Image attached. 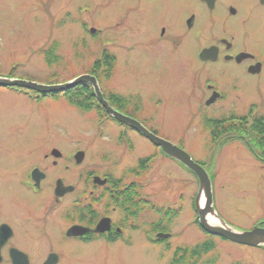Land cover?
I'll list each match as a JSON object with an SVG mask.
<instances>
[{
	"label": "flooded vegetation",
	"instance_id": "af4514ba",
	"mask_svg": "<svg viewBox=\"0 0 264 264\" xmlns=\"http://www.w3.org/2000/svg\"><path fill=\"white\" fill-rule=\"evenodd\" d=\"M53 1L32 0L33 11L47 18ZM63 6L61 20L95 10L84 5L73 13ZM96 7L105 8L108 25L98 30L94 22L83 23L84 31L93 39L108 31L123 35L112 37L106 47L101 48L98 42L92 46V63L102 55L110 63L114 59V70L106 74L104 83L112 80L118 66L113 50L121 49L130 57L136 51L142 57L144 53L167 56V63L159 57L154 60L185 75L192 121L201 118L202 132L210 135L221 151L243 147L264 168V0H100ZM112 7L122 8L114 19L109 18ZM65 23L61 21V25ZM44 49L39 52L43 57L48 54ZM96 73L90 75L100 84ZM3 78L28 80L11 73ZM102 92L115 111L184 151L183 141L176 143L158 134L151 119L156 110L150 102L145 105L144 98L130 91L123 96L108 89ZM21 99L37 106L63 105V99L70 102L66 98ZM90 112L98 115L100 122L112 125L108 129L118 131L115 137L108 135L107 142H98L94 154L80 147L78 133L63 131L58 116L42 120V129L31 133L27 142L14 148L1 146L5 158L0 160V264H86L89 253L101 260L119 258L143 241L171 249L169 243L176 237L171 228L182 211L168 197L160 200L157 191L150 196L142 181L155 165L160 167L161 159L166 164L172 159L144 137L155 153L131 158L135 164L129 161V168H119L127 163L132 135L143 136L118 123L99 101ZM138 119L153 127L149 129ZM21 129H16V135ZM64 140L72 146L67 154L62 149ZM100 145L105 148L103 154ZM208 245L176 246L169 264H198L214 245L202 256L191 252ZM82 251L87 253L78 254Z\"/></svg>",
	"mask_w": 264,
	"mask_h": 264
},
{
	"label": "rangeland",
	"instance_id": "374dc122",
	"mask_svg": "<svg viewBox=\"0 0 264 264\" xmlns=\"http://www.w3.org/2000/svg\"><path fill=\"white\" fill-rule=\"evenodd\" d=\"M136 1L132 0V3ZM99 2L100 0H55L51 10H47L46 18L45 14L33 11L32 0H0V76L11 73L14 77L25 78L30 82L57 85L87 74L95 55L92 47L94 43L98 42L103 48L111 43L112 37L123 38L118 31H108L101 33L100 38L93 39L91 34L84 31L83 23H95L94 26L98 30H105L104 26L108 25L105 8L96 7ZM62 5V8H68V11L73 13L84 5H91L95 10L82 12L80 18L74 13L75 17L72 19L61 20ZM121 9L112 7L111 13L107 11V14L110 13L109 18L114 19L117 14L120 15ZM162 9L159 8L161 19L164 17ZM61 21L67 23L61 25ZM41 48H45L48 54L55 52L54 65L49 64L48 60L39 54ZM113 51L119 59L118 66L112 80L107 84L101 83L102 89L114 91L117 95L131 92L137 94L138 98H144L145 105L150 102L156 110L153 111L151 119L158 134L176 143L183 141L184 152L211 177L213 206L217 214L235 230L251 231L258 222L264 220V168L243 147L232 146L221 151L211 136L202 132L198 124L201 118L192 121V105L187 98L189 87L185 75L177 68L166 65L164 67L161 62L154 60L159 57L167 63V56H156L160 53H144L142 57L136 51L133 52V57H130L121 49ZM134 55L139 59L134 58ZM21 98L32 97L0 88V148L3 144L8 146L7 148H14L15 144L27 142L26 138H29L31 133L42 129V120L56 116L60 118L63 131L78 133L80 147L90 150L92 154L98 142H107L108 135L115 137L118 133L116 129H108L112 125L100 122L94 112L78 109L67 100L63 99V105L53 106L46 103L37 106L30 100ZM138 120L144 122L143 119ZM146 126L149 129L153 127L148 124ZM18 127L22 129L21 133L16 135ZM41 132L44 130L37 133ZM132 137L131 142L134 143L128 145L127 163L123 162L119 168H129V161H132V164L135 162L131 158L142 159L155 153V147L147 139L136 135ZM63 143L62 149L67 154L72 146L66 140ZM104 150L100 145L101 154ZM4 158V154H0V160ZM170 162L166 164L161 159L158 162L160 167L155 165L152 173L144 176L142 182L150 196L157 191L160 200L168 197V201L176 202L182 211L180 218L176 219L171 228L176 234L169 243L171 249L168 251L166 245H152L143 241V245L137 244L129 248L127 255L124 253L119 258L112 256L101 260L89 253L86 264H169L176 246H194L204 242L213 244L214 250L208 255H203L198 264H264L262 249L207 236L201 230L194 209L198 182L185 168L178 167L179 163L173 160ZM163 174L170 178L163 177ZM160 177L163 179L160 180ZM181 195H184L183 200L180 199ZM85 253L87 251L78 254ZM102 253L106 254L105 250Z\"/></svg>",
	"mask_w": 264,
	"mask_h": 264
},
{
	"label": "water",
	"instance_id": "95a60500",
	"mask_svg": "<svg viewBox=\"0 0 264 264\" xmlns=\"http://www.w3.org/2000/svg\"><path fill=\"white\" fill-rule=\"evenodd\" d=\"M84 84L92 86L95 96L109 115L113 116V118L118 122L125 124L137 131L155 146L160 147L166 156L178 162L196 176L199 182V188L195 198V208L199 217V225L205 232L213 236L221 237L238 245L252 248H264V228L260 227V225H257L251 231L241 232L235 230L225 221H223L213 206L212 182L206 170L203 169V167H201L199 164L195 163L189 154L179 149L177 146L152 134L140 122L111 108L104 99L99 83L95 77L90 75H82L74 80L58 85H40L23 80L0 78V87L28 89L41 95H56L60 93H66ZM82 155L83 154L81 153L79 157H82ZM58 192L59 187L57 189V193Z\"/></svg>",
	"mask_w": 264,
	"mask_h": 264
},
{
	"label": "trees",
	"instance_id": "16d2710c",
	"mask_svg": "<svg viewBox=\"0 0 264 264\" xmlns=\"http://www.w3.org/2000/svg\"><path fill=\"white\" fill-rule=\"evenodd\" d=\"M54 51L50 52L49 54H47L45 56V58L48 60L47 62L51 65L55 64V61L53 60V55H54ZM102 55L101 60H96V62L92 63V65L90 66L89 71L87 72L88 74H94L95 72H97V77L100 80V84L102 82H104V78H106V74H109L111 72H113L114 70V59L111 58V63L109 62V58ZM20 93H25L28 92L24 89H18L17 90ZM31 94L37 96L39 94L31 91ZM60 96L67 98L74 106H76L78 109H81L83 111L86 112H90L91 110L94 109L95 106H97V98L94 94V90L90 85L84 84V85H80L70 91H68L67 93L61 94ZM47 97H52L51 95L48 96H39L37 98H47ZM55 97H59V96H54ZM261 224V226H264V220L259 222ZM198 224V221H197ZM200 246V245H199ZM213 245L210 244L205 248H201V247H197L195 250H193L191 253V255L193 256H202V254H206L209 251L212 250Z\"/></svg>",
	"mask_w": 264,
	"mask_h": 264
}]
</instances>
